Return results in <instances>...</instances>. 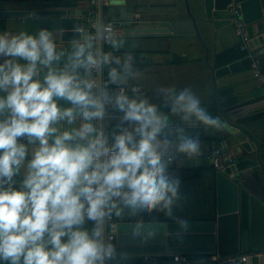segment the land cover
<instances>
[{
  "label": "clouds",
  "instance_id": "obj_1",
  "mask_svg": "<svg viewBox=\"0 0 264 264\" xmlns=\"http://www.w3.org/2000/svg\"><path fill=\"white\" fill-rule=\"evenodd\" d=\"M76 33L66 50L45 29L0 34V261L9 264H124L127 251L104 238L113 218L127 217L130 234L146 240L165 227L146 219L154 213L185 232L171 166L201 155L188 128H227L190 87H158L157 102L135 86L129 95L123 86L139 73L131 53L113 54L126 39L111 25ZM105 68L108 85L94 79Z\"/></svg>",
  "mask_w": 264,
  "mask_h": 264
},
{
  "label": "water",
  "instance_id": "obj_2",
  "mask_svg": "<svg viewBox=\"0 0 264 264\" xmlns=\"http://www.w3.org/2000/svg\"><path fill=\"white\" fill-rule=\"evenodd\" d=\"M230 1L187 0L183 11L175 9L168 17L162 14L155 18H140L136 15L137 7L110 10L107 4H113L112 0L107 4L104 0H97V21H103L106 7L105 12L113 16L114 32L126 41L156 37L191 38L198 34L200 27H208V21H212L213 29H216ZM240 10L242 21L250 24L257 35L248 41L249 52L245 56L219 66L208 63L216 77L252 68L253 61L264 73V4L259 0H240ZM88 15L89 9L76 7L69 0H47L42 6L0 7V16H27L39 29L59 32L60 47L65 50L76 38L77 28L88 32L90 28L95 29L91 19H87ZM227 23L231 24L229 18ZM185 46L192 51L195 45L187 41ZM104 50L113 51L106 44ZM113 54L125 57L121 49ZM134 68L138 71L140 66L134 65ZM104 75L108 77L107 68ZM201 106L226 123L225 131L214 133L222 147L235 144L238 148L235 160L214 175L217 198L208 204L207 215L181 218L188 222V228L177 235L181 230L173 219L154 213L153 217L146 219H156L165 227L159 228L157 235L147 240L130 234L129 221L125 217L111 224L114 245L126 250L128 258L151 256L159 259V264H171L163 258L176 252L194 258L191 264L200 261L203 264H264V87L253 92L243 87L213 88L209 100ZM116 123L118 120L113 119L109 127ZM194 128H188L187 133L199 134L200 131L194 133ZM243 250L245 253H241ZM240 254L247 255L244 261L239 259ZM204 257L208 259L203 260Z\"/></svg>",
  "mask_w": 264,
  "mask_h": 264
},
{
  "label": "crops",
  "instance_id": "obj_3",
  "mask_svg": "<svg viewBox=\"0 0 264 264\" xmlns=\"http://www.w3.org/2000/svg\"><path fill=\"white\" fill-rule=\"evenodd\" d=\"M46 1L47 0H0V7L42 6ZM69 1L76 7L89 9L88 0ZM259 1L260 4H264V0ZM186 2L187 0H125L123 5H108V0H104V3L107 4L110 10H118L125 7L131 8L132 6L137 7L138 10L136 15H140V18H155L162 14L164 17H168L170 12L175 9L183 11ZM250 11L252 12V8ZM95 15L97 17L96 5ZM90 17L89 14L87 19H90ZM102 18L103 22L113 20V16L109 12L103 13ZM227 18L228 15L225 10L223 20L216 29H213L212 21H208V27H200L198 34L191 38L156 37L128 39L125 47L121 50L124 51L125 57L128 53H131L134 60L137 62V64L134 65L140 66V69L137 71L139 73L137 78H130L128 84L123 87L140 86L141 94L152 102H157L155 90L158 87H171L175 88L177 91L185 87H190L200 99L201 105L209 100L210 90L213 88L220 89L232 87L233 89H237L243 87L251 92L259 91L264 85L255 77L253 68L233 72L221 77H216L210 69V66H219L239 58L233 57L225 62L219 63V61L222 60V56H218L220 52L231 49L232 51L228 54L231 55L237 54L240 51L238 45L239 38L234 33L232 25L227 23ZM246 28L250 33V39H252V37L255 38L257 33H254L252 26L246 24ZM39 30L41 29L32 22L30 17L0 16V34L4 32L17 34L24 31L35 35ZM93 31L94 28H90L89 33ZM113 31H116V29L114 28ZM50 32L54 34L58 50L64 49L60 47L59 32ZM187 41H192L194 43L195 46L192 51L186 48L185 44ZM208 63H210V66ZM126 91L129 95L132 94L131 89ZM202 129V127H195L194 133L196 134ZM204 141L201 140L202 151L195 164L184 163L183 165H178L177 163H173L171 166L170 171L180 178V191L184 197L181 206L174 209L173 215L176 217L191 219L203 218L207 215L208 204L213 201L215 202L217 195L214 175L219 169L214 167L212 159L210 158L209 150L212 146L221 148L224 151H229L234 160L237 157L238 153L236 152H238V148L235 147V144L222 147L223 145L220 144L219 138L218 140ZM193 172L194 174L191 178L187 180L182 179L183 175H189ZM22 178V174L14 178L16 180V187H19ZM116 220L117 219L113 218L105 222L104 235L112 232L111 224L116 222ZM85 227L91 229L92 225L89 222ZM241 253H245V250ZM163 259L170 261L171 255ZM127 262H134L135 264H153V261L144 259L143 256L127 258L124 264H127ZM158 263L159 262H157V264ZM0 264H9V262L0 261Z\"/></svg>",
  "mask_w": 264,
  "mask_h": 264
},
{
  "label": "built area",
  "instance_id": "obj_4",
  "mask_svg": "<svg viewBox=\"0 0 264 264\" xmlns=\"http://www.w3.org/2000/svg\"><path fill=\"white\" fill-rule=\"evenodd\" d=\"M89 2V14L90 19L92 21V26L94 27L96 24V15H95V5L97 0H88ZM226 12L228 15V18L230 19L232 28L236 36L239 38V49L240 51L245 52L247 54L249 52L248 49V41L250 40V33L248 32L246 28V24L242 21L241 18V10H240V0H231L226 7ZM106 25H111L112 29H114V26L112 25L111 21L103 22ZM252 68L254 70L255 77H257L264 85V73H262L256 66L255 61L252 63ZM94 79H97L96 76H94ZM102 79L105 83V85H108V77L106 75L102 76ZM111 88H115V86L109 85ZM134 86H128L125 88V90H130ZM135 87H138L141 89L140 86L136 85ZM115 115V114H114ZM210 158L212 159V163L215 168L221 169L226 167L227 165L231 164L234 160L232 154L229 151H224L221 148H213L210 152ZM112 220V219H111ZM105 240L112 242L114 244V234L112 232L106 233ZM246 254H240L239 259L241 261H244L246 258ZM150 257V258H149ZM174 257H179V260H174ZM144 259H150L153 261V264H157V262H160L159 259L151 256H143ZM208 259L207 257H204L203 260ZM194 261V258H191L187 254L184 253H174L171 256L170 262L171 264H191ZM159 264V263H158ZM211 264H215V262H212Z\"/></svg>",
  "mask_w": 264,
  "mask_h": 264
},
{
  "label": "trees",
  "instance_id": "obj_5",
  "mask_svg": "<svg viewBox=\"0 0 264 264\" xmlns=\"http://www.w3.org/2000/svg\"><path fill=\"white\" fill-rule=\"evenodd\" d=\"M105 9L106 7H104V13H105ZM232 50L231 49H226L222 52H220L218 54L219 57L222 56V60L219 61V63L221 62H225L227 60H229L230 58H233V57H242L245 55V52L243 51H239L237 54H231V55H228ZM227 57V58H225ZM134 64H137V62L134 60ZM199 136H200V140H218L217 136L215 134H209L207 132H205L203 129L200 130V133H199ZM194 172L192 174H187V175H183L182 179L183 180H187L188 178H191L193 176ZM127 264H135L134 262H127Z\"/></svg>",
  "mask_w": 264,
  "mask_h": 264
},
{
  "label": "bare ground",
  "instance_id": "obj_6",
  "mask_svg": "<svg viewBox=\"0 0 264 264\" xmlns=\"http://www.w3.org/2000/svg\"><path fill=\"white\" fill-rule=\"evenodd\" d=\"M104 17V16H103Z\"/></svg>",
  "mask_w": 264,
  "mask_h": 264
}]
</instances>
